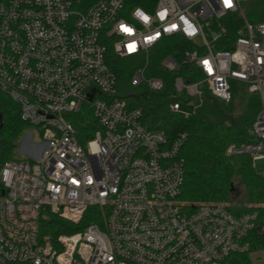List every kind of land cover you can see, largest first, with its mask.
Segmentation results:
<instances>
[{
  "label": "built area",
  "instance_id": "built-area-1",
  "mask_svg": "<svg viewBox=\"0 0 264 264\" xmlns=\"http://www.w3.org/2000/svg\"><path fill=\"white\" fill-rule=\"evenodd\" d=\"M246 0H157L152 11L130 0H9L0 3V93L20 110L28 135V161H2L0 264H264V208L233 210L229 204L181 199V135L143 124L130 100L142 87L165 89L147 77L153 54L168 41L192 44L184 64L200 79L174 80L173 114L205 92L229 103L234 83L248 86L261 109L251 128L254 143L231 145L227 156L264 160V23L241 16L243 36L231 50L216 51L210 22L241 14ZM141 60L122 97L108 51ZM162 68L180 71L173 56ZM170 98V99H171ZM91 117L82 130L74 119ZM2 192V193H3ZM96 210V213L90 212ZM88 214V221L84 218ZM53 217L82 229L54 239L41 234Z\"/></svg>",
  "mask_w": 264,
  "mask_h": 264
},
{
  "label": "trees",
  "instance_id": "trees-1",
  "mask_svg": "<svg viewBox=\"0 0 264 264\" xmlns=\"http://www.w3.org/2000/svg\"><path fill=\"white\" fill-rule=\"evenodd\" d=\"M8 1L0 0V3ZM156 2L157 0H130V7L152 11ZM241 8L250 23H264V0H246ZM243 23L240 14L229 15L220 21L212 20L208 35L210 40L215 41V50H231L236 39L244 34ZM191 49V43L183 38H175L157 50L151 58L146 76L161 78L165 89L153 92L142 87L130 103L143 108L145 127L165 133L170 143L181 135L186 136L180 148L184 166L181 194L183 201L191 204L230 201L234 179L238 178L246 190V202L264 203V177L255 172L252 158L247 155L229 157L226 154L231 145L242 146L255 142L250 131L261 109V102L257 95L249 92L246 84H233L232 100L229 103L220 101L206 91L202 107L204 118L195 116L187 120L170 110V98L175 94V78L182 77L187 83H195L201 77L195 66L184 64V53ZM108 56L109 66L116 71L122 83H130L136 68L142 64L141 60L114 56L111 48ZM168 56L176 59L180 66L179 72L170 73L162 68V62ZM0 113L3 116L0 156L2 161H10L14 158L20 134L27 125L21 121L19 107L2 93ZM87 121L89 125L92 124L91 117L85 120L76 118L74 125L82 130L83 123ZM3 190L0 182V196ZM90 212L96 213V210ZM87 221L88 214L83 222ZM40 229L43 236L54 239L82 228H73L63 220L49 217L42 220Z\"/></svg>",
  "mask_w": 264,
  "mask_h": 264
},
{
  "label": "rangeland",
  "instance_id": "rangeland-1",
  "mask_svg": "<svg viewBox=\"0 0 264 264\" xmlns=\"http://www.w3.org/2000/svg\"><path fill=\"white\" fill-rule=\"evenodd\" d=\"M242 11V8H241ZM240 16H245L244 11L240 14ZM134 89L129 87L128 83H122L119 88V93L122 97H128L134 94ZM179 99L177 98H171L170 103H178ZM200 102L198 98H195L193 102L190 105L187 104H181L182 110L190 113V114H196L200 118L205 117L204 109L202 107H199ZM32 136L33 143L40 142V138L38 136V131L33 126L27 125L25 129L20 134V137L17 141L16 148L14 151V160H20V161H28L31 158L21 152V145L23 140L28 136ZM254 168L255 172L264 177V160H256L254 161ZM234 190L231 193V200L230 201H222V202H216V203H223V204H229L233 210H248V209H263L264 203H248L246 202V190L244 186L241 184L240 179L235 178L234 179Z\"/></svg>",
  "mask_w": 264,
  "mask_h": 264
},
{
  "label": "water",
  "instance_id": "water-1",
  "mask_svg": "<svg viewBox=\"0 0 264 264\" xmlns=\"http://www.w3.org/2000/svg\"><path fill=\"white\" fill-rule=\"evenodd\" d=\"M2 120H3V116H2V114L0 113V122H1V124H0V131H1L2 128H3ZM4 195H5V193L3 192V193H2V196H4Z\"/></svg>",
  "mask_w": 264,
  "mask_h": 264
},
{
  "label": "snow or ice",
  "instance_id": "snow-or-ice-1",
  "mask_svg": "<svg viewBox=\"0 0 264 264\" xmlns=\"http://www.w3.org/2000/svg\"><path fill=\"white\" fill-rule=\"evenodd\" d=\"M226 5L230 6V0H225Z\"/></svg>",
  "mask_w": 264,
  "mask_h": 264
}]
</instances>
